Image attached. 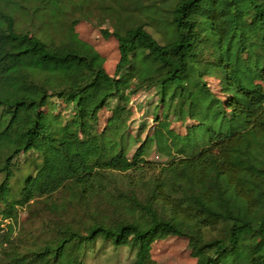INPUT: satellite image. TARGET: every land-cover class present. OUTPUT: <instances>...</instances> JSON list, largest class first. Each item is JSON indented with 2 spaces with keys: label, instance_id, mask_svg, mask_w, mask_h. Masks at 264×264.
<instances>
[{
  "label": "trees",
  "instance_id": "1",
  "mask_svg": "<svg viewBox=\"0 0 264 264\" xmlns=\"http://www.w3.org/2000/svg\"><path fill=\"white\" fill-rule=\"evenodd\" d=\"M166 23L164 42L142 23L103 30L119 53L109 75L74 33L47 43L0 11V264H85L98 239L128 247L130 264H157L151 244L168 236L187 239L194 264H264V0H173ZM204 48L210 60L199 66ZM211 71L224 74L235 97L210 90ZM131 81L132 92L154 89L165 128L170 115L199 120L184 135L161 133L157 150L178 156L140 184L127 173L143 169L144 145L129 158L123 135ZM52 98L69 108L56 131L44 111ZM110 100L117 104L100 131ZM27 153L35 154L32 172L16 162ZM114 173L128 187L91 209L88 199L98 200ZM64 188L85 212L80 226L63 205L41 222L40 244L12 238L19 207Z\"/></svg>",
  "mask_w": 264,
  "mask_h": 264
},
{
  "label": "rangeland",
  "instance_id": "2",
  "mask_svg": "<svg viewBox=\"0 0 264 264\" xmlns=\"http://www.w3.org/2000/svg\"><path fill=\"white\" fill-rule=\"evenodd\" d=\"M173 0H62L48 2L44 0H0V11L6 12L14 18L17 31H31L47 43H61L74 33L76 37L90 46L99 54L102 64L109 75H113L115 65L119 59L117 41L113 36L105 37L103 30L112 32L121 31L134 23H142L145 29L158 41L164 42L171 35L167 20ZM198 56L199 66L206 65L210 60L206 48ZM208 87L219 98L227 100L235 95L226 91L225 77L221 72L211 71L204 76ZM134 81L125 88L128 98L126 111L128 119L123 132L127 143L128 157L143 144L141 158L144 162L141 170H131L127 174L133 183H139L158 172V167L177 157L162 155L158 148L157 138L162 132L184 135L189 126L198 124L197 119L179 120L175 116L167 117V127L162 123L163 105L157 101L154 89H139L134 92ZM50 106L44 111L51 116L52 130L56 131L62 126L69 114L67 105L58 98H52ZM115 100L99 111V130L107 124L112 109L116 106ZM156 106V109H155ZM155 116L159 119L155 120ZM35 158L34 153L21 154L17 163L28 169ZM34 171V166L29 167V172ZM127 178L124 174L114 173L106 180L105 192L95 198L88 199L91 209L96 205H105V195L113 189H126ZM52 203L57 204L53 208ZM66 211L63 214L75 226H80L85 221V212L79 207L78 199L68 188H64L49 197H41L30 201L18 208V221L14 224L12 238L31 246L40 244L46 235L39 232L41 222L53 219L62 206ZM151 255L157 264H194L195 259L190 255L188 241L184 237L168 236L157 239L151 244ZM134 259V252L126 246L118 248L104 243L98 239L87 250L85 264H130Z\"/></svg>",
  "mask_w": 264,
  "mask_h": 264
}]
</instances>
